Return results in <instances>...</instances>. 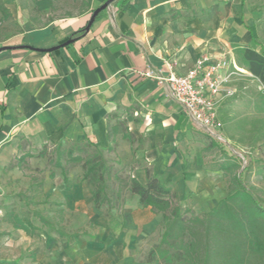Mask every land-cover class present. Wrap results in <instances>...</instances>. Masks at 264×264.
Wrapping results in <instances>:
<instances>
[{"label": "crops", "instance_id": "1", "mask_svg": "<svg viewBox=\"0 0 264 264\" xmlns=\"http://www.w3.org/2000/svg\"><path fill=\"white\" fill-rule=\"evenodd\" d=\"M106 1L87 0L79 15L42 26L32 24L15 6L4 5L18 20L20 32L0 44L11 47L0 51V156L18 139L51 145L88 140L105 159L111 158L106 154L118 158L115 171L123 169L128 178L144 184L147 170L171 188L175 201L189 200L193 211L195 201L213 202L201 206L207 212L225 196L223 173L205 161L208 135L141 73L148 67L167 72L171 64L183 75L198 58L208 56L226 59L229 70L241 72L230 88L243 79L259 83L234 48L264 50L253 33L255 11L246 0H112L81 34L93 11ZM40 5L46 7L45 2ZM226 100L219 103L218 119ZM116 113L122 114L126 129L109 138L108 122ZM186 151L188 162L182 157ZM58 181L44 193L60 200L56 219L40 213L52 227L22 220L33 230L28 235L7 219L2 223L0 215V264H143L136 245L159 226L160 214L140 208L138 197L126 189L119 213L100 217L88 185L65 187L62 178ZM83 202L95 213L94 237H67V213H77ZM59 232L66 236L59 237Z\"/></svg>", "mask_w": 264, "mask_h": 264}, {"label": "rangeland", "instance_id": "2", "mask_svg": "<svg viewBox=\"0 0 264 264\" xmlns=\"http://www.w3.org/2000/svg\"><path fill=\"white\" fill-rule=\"evenodd\" d=\"M246 1L248 8L253 9L256 14L253 18L255 41L264 44V1ZM0 2L3 5L18 8L36 26L77 16L85 10L87 4V0H0ZM42 2L46 4L44 9L40 5ZM249 21L245 19L244 23L248 26ZM19 32L18 20L12 16L6 21L0 22V44L16 36ZM226 61L228 62V60ZM233 90L235 91L233 97L224 101L219 112V121L222 124L220 135L225 143L207 136L212 147L206 152L205 161L210 162L215 167L220 162L219 158L224 154L236 158L241 164V170L245 166L247 168L241 173L240 180L264 205V115L260 112L259 106V93L262 88L253 79H243L234 84ZM109 121L107 128L109 138L116 133H123L126 129L122 114L116 113L113 119ZM13 144L9 153L0 156V215L2 214V223L7 224L5 215L9 212L17 214L25 223L28 221L30 226L33 222H37L36 217H34L35 212L41 213L46 218L56 219L58 207L55 204L60 200L58 198L51 200L44 194L51 184L55 186L59 182L58 180L62 178L60 169L55 166L57 160L56 145L36 144L24 139H18ZM44 146L46 148L44 157H28V155H37ZM69 146V141L61 142L62 149ZM107 155H110L111 158L105 160L113 167L115 173H120L121 181H128V173H125L123 169L114 170L113 163H116L118 158L113 154ZM185 155L182 156L184 162H188L189 154L187 151ZM60 162L67 172V177L72 179L71 184L78 183L82 174L80 166L65 164L64 158L60 159ZM223 180L226 182L224 178ZM116 186V182H111L109 194L112 204L102 208L100 217L109 219L119 213L120 202L115 203L114 201ZM175 202L182 207L189 205V200L182 202L177 200ZM194 203L196 205L195 211H192L195 214H202V210L206 211L207 206L213 205V202L210 201H195ZM204 203L207 206L201 207ZM91 210L92 207L83 202V206L77 213H67L63 225L67 237L78 235L84 240L94 237L96 227L92 225L91 220L95 213H92ZM160 235L161 230L158 226L152 233L140 240L136 245L138 261L144 262L147 252L158 244Z\"/></svg>", "mask_w": 264, "mask_h": 264}, {"label": "trees", "instance_id": "3", "mask_svg": "<svg viewBox=\"0 0 264 264\" xmlns=\"http://www.w3.org/2000/svg\"><path fill=\"white\" fill-rule=\"evenodd\" d=\"M0 14V22L11 17L1 2ZM84 33L83 30L81 34ZM234 48L250 74L259 81L263 91L259 94V106L260 112L264 113V50L238 45ZM122 138L131 144L129 135L124 134ZM69 142L70 146L66 149L61 148V143L55 146V166L60 169L65 187L71 182L61 165L60 159L63 158L65 164L80 166L82 174L78 183L89 186L92 207L96 211L100 212L104 206L112 204L109 186L111 182H116L115 203L120 202L121 205L122 193L127 189L138 197L140 208H150L153 213L161 215L160 240L147 252L143 264H264V205L240 180L241 173L247 168L245 166L241 170L236 158L224 154L217 165V170L223 173L226 180V197L217 201L208 212L195 214L191 208L176 204L171 188L149 171L145 170L144 184L135 178L121 181L120 175L113 171L93 143L88 140ZM110 152L111 148H108L107 153ZM45 154L44 146L37 155L28 157L42 158ZM34 217L46 227L53 225L39 212H35ZM6 219L14 229L28 235L33 233L14 212L7 213ZM57 234L59 237L66 236L63 232Z\"/></svg>", "mask_w": 264, "mask_h": 264}, {"label": "built area", "instance_id": "4", "mask_svg": "<svg viewBox=\"0 0 264 264\" xmlns=\"http://www.w3.org/2000/svg\"><path fill=\"white\" fill-rule=\"evenodd\" d=\"M167 67V72L148 67L141 76L161 87L166 97L176 103L205 134L223 142L218 106L222 100L233 97L235 91L229 83L241 72L236 68L229 70L224 59L213 61L208 56L198 58L183 75L176 74L171 64Z\"/></svg>", "mask_w": 264, "mask_h": 264}, {"label": "water", "instance_id": "5", "mask_svg": "<svg viewBox=\"0 0 264 264\" xmlns=\"http://www.w3.org/2000/svg\"><path fill=\"white\" fill-rule=\"evenodd\" d=\"M111 2H112V0L106 1L102 6H100L99 8H97V9H95V10L93 11V13H92V15L90 16V19H89V21H88V23H87L85 29H84L85 32H87V31L90 29V27H91V25L93 24L95 18H96V17H97L102 11L106 10V9L108 8V6L110 5ZM69 43H70V41L64 43L62 46H59V47H56V48H53V49H49V50H47V51L50 52V51L56 50V49H58V48H60V47H65V46H67ZM23 48H29V47L24 46ZM6 49H11V47H2V48H0V51H2V50H6Z\"/></svg>", "mask_w": 264, "mask_h": 264}, {"label": "bare ground", "instance_id": "6", "mask_svg": "<svg viewBox=\"0 0 264 264\" xmlns=\"http://www.w3.org/2000/svg\"><path fill=\"white\" fill-rule=\"evenodd\" d=\"M232 151H234L233 149H232ZM235 152V151H234Z\"/></svg>", "mask_w": 264, "mask_h": 264}]
</instances>
